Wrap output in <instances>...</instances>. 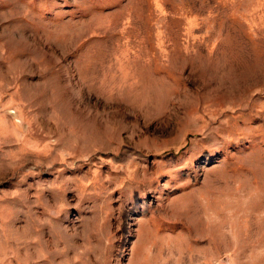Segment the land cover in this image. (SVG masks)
Returning <instances> with one entry per match:
<instances>
[{
  "label": "rangeland",
  "instance_id": "obj_1",
  "mask_svg": "<svg viewBox=\"0 0 264 264\" xmlns=\"http://www.w3.org/2000/svg\"><path fill=\"white\" fill-rule=\"evenodd\" d=\"M0 264H264V0H0Z\"/></svg>",
  "mask_w": 264,
  "mask_h": 264
}]
</instances>
